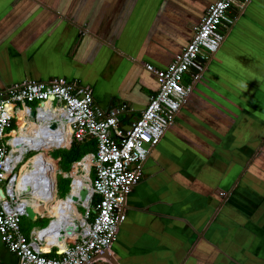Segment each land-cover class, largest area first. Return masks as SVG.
Segmentation results:
<instances>
[{"label":"crops","instance_id":"crops-1","mask_svg":"<svg viewBox=\"0 0 264 264\" xmlns=\"http://www.w3.org/2000/svg\"><path fill=\"white\" fill-rule=\"evenodd\" d=\"M215 1L0 0V90L78 80L104 111L127 104L128 129L160 86L146 65L167 68ZM226 22L223 46L129 195L117 240L92 264H264V0ZM19 262L0 233V264Z\"/></svg>","mask_w":264,"mask_h":264},{"label":"built area","instance_id":"built-area-1","mask_svg":"<svg viewBox=\"0 0 264 264\" xmlns=\"http://www.w3.org/2000/svg\"><path fill=\"white\" fill-rule=\"evenodd\" d=\"M250 1L216 0L208 7L192 39L167 68L146 65L160 86L128 129L121 126L122 116L129 110L127 104L104 111L95 103L93 87L78 80L26 79L0 90V233L8 248L19 256V264H92L110 250L127 218L129 195L142 180L152 151L175 123L230 33L228 14L233 8L243 11ZM21 118L39 126V133L18 140ZM43 140H54L55 144L42 146ZM92 140L96 141L97 151L87 154L71 173L69 196L73 194L76 176L84 175L79 168L86 171L83 162L89 159L90 173L84 175L83 188L87 197L79 196L74 201L81 218L72 220L64 247L50 244L47 248L48 233L43 231L55 218L36 210L32 199L35 190L47 194L50 191H44L41 179H36L35 187L30 178L20 184L23 167L29 164L28 168L33 169L30 159L39 152L49 156L50 151L69 148L75 141ZM56 184L59 194L58 180ZM44 203V199L39 200L40 205ZM29 207L35 212L31 219L48 217L49 224L26 229Z\"/></svg>","mask_w":264,"mask_h":264},{"label":"bare ground","instance_id":"bare-ground-1","mask_svg":"<svg viewBox=\"0 0 264 264\" xmlns=\"http://www.w3.org/2000/svg\"><path fill=\"white\" fill-rule=\"evenodd\" d=\"M49 104V103H47ZM46 104V105H47ZM20 121L18 133H19V139L21 140L26 135H36L40 131V127L35 125L33 122H26L23 118ZM28 123V124H27ZM27 127L25 128V126ZM45 143H49L50 146L55 144L53 141H45L43 140L42 146L45 145ZM15 144V143H14ZM41 143H37L39 145ZM17 146H14V149H16ZM19 149H22L20 147ZM43 154V157H42ZM30 164L34 166L33 169L28 168V165H25L23 167L22 176L20 178V184H22L24 178H30L32 181V185L35 187V181L36 179L42 180V187L45 189L44 191H55V188L57 189L56 183L53 178V170L55 168L54 164L51 163L46 157V154L43 152H39L35 155V157H32L30 159ZM53 164V165H52ZM84 169L86 170L85 177L88 176V173L90 171V162L89 159H85L83 162ZM39 173L42 174V176H39ZM85 177L82 175H77L75 178V182L73 185V194L70 195L68 198H61L60 201H55L54 197L49 198L50 194L46 193H40L35 190L33 192V199L32 203L34 206H36V210H40L41 212L49 211L52 208V205H54L55 210L53 209V213H57L59 216L54 217L55 219L52 221L51 225L46 228L43 233H48L47 235V241L48 244L46 247L50 246V244H59L62 247L65 245V236L69 233L70 229L69 226L72 224L73 219H79L81 218V213L76 210L75 202L78 199L79 196L82 195V191L85 186ZM32 187V186H31ZM52 194V193H51ZM49 198V201H48ZM60 198V197H59ZM44 199V204L40 205L39 200ZM50 207V208H49ZM49 208V209H48ZM70 221V223H68ZM68 223V225H67ZM56 241V242H54ZM52 242V243H51Z\"/></svg>","mask_w":264,"mask_h":264},{"label":"trees","instance_id":"trees-1","mask_svg":"<svg viewBox=\"0 0 264 264\" xmlns=\"http://www.w3.org/2000/svg\"><path fill=\"white\" fill-rule=\"evenodd\" d=\"M96 151H97V145H96V141L94 140L84 143L75 141L69 148H67V150L64 151V153L59 155L56 159L53 156H51V154H49V157L55 161V163H53L55 166L54 168L55 171L57 169V171L61 175L59 182L62 191L70 190V184L72 181V178L70 177L71 175L70 171L72 169L73 163L80 160L87 153L90 152L95 153ZM52 194L56 202L60 201L58 196L59 194L57 193V189H55V191H52Z\"/></svg>","mask_w":264,"mask_h":264},{"label":"rangeland","instance_id":"rangeland-1","mask_svg":"<svg viewBox=\"0 0 264 264\" xmlns=\"http://www.w3.org/2000/svg\"><path fill=\"white\" fill-rule=\"evenodd\" d=\"M214 60V59H213ZM206 72H208V71H206ZM65 150H67V148H65V149H60V150H52V151H50L49 152V154H51V156H53L55 159L59 156V155H61L62 153H64V151ZM31 154H33V152H31L30 154H28L27 156H29V155H31ZM46 154V153H45ZM46 157H47V159L49 160V161H51L52 163H55V161L53 160V159H51L47 154H46ZM73 172V169L70 171V174ZM52 174H53V178H54V181H55V183L57 182V180H58V182H59V180H60V178H61V175L60 174H58L57 175V179H56V171H55V169L53 170V172H52ZM73 177V176H72ZM59 188H60V183H59ZM56 189V188H55ZM52 192H50V196H49V198H51V197H53V194H51ZM69 193V190H67V191H62V189L60 188V190H59V195L60 196H67V194ZM49 198H48V201H49ZM60 199H61V197H60ZM50 208V207H49ZM48 208V209H49ZM80 208V210L82 211V212H84V210H85V208L84 207H82V206H80L79 207ZM53 209L55 210V208H54V205H52V208L49 210V211H46L45 213L50 217H57V216H59L57 213H53ZM26 224V225H25ZM49 224V219H48V217H44V218H41L40 220H35V221H33V220H31V221H27V219H25V222H24V225H25V228L26 229H31L32 227H43V226H45V225H48ZM54 242H56V241H54ZM113 249H114V247H113Z\"/></svg>","mask_w":264,"mask_h":264},{"label":"water","instance_id":"water-1","mask_svg":"<svg viewBox=\"0 0 264 264\" xmlns=\"http://www.w3.org/2000/svg\"><path fill=\"white\" fill-rule=\"evenodd\" d=\"M82 195H83L82 198L84 199L87 197V191L85 189L82 191ZM75 199H78V198L76 197ZM29 213H30V218L35 217V212H34L33 207H29Z\"/></svg>","mask_w":264,"mask_h":264},{"label":"clouds","instance_id":"clouds-1","mask_svg":"<svg viewBox=\"0 0 264 264\" xmlns=\"http://www.w3.org/2000/svg\"><path fill=\"white\" fill-rule=\"evenodd\" d=\"M241 87H244V85H241Z\"/></svg>","mask_w":264,"mask_h":264}]
</instances>
